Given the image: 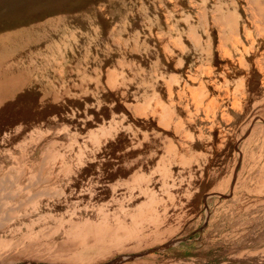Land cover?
<instances>
[{
  "label": "rangeland",
  "instance_id": "374dc122",
  "mask_svg": "<svg viewBox=\"0 0 264 264\" xmlns=\"http://www.w3.org/2000/svg\"><path fill=\"white\" fill-rule=\"evenodd\" d=\"M16 57L72 90L28 115L1 103L0 170L23 173L8 201L30 200L0 248L90 264L70 209L86 178L55 169L124 148L153 157L152 218L177 217L117 264H264V0H0V64Z\"/></svg>",
  "mask_w": 264,
  "mask_h": 264
},
{
  "label": "bare ground",
  "instance_id": "6f19581e",
  "mask_svg": "<svg viewBox=\"0 0 264 264\" xmlns=\"http://www.w3.org/2000/svg\"><path fill=\"white\" fill-rule=\"evenodd\" d=\"M18 58L19 57H16L13 60L0 64V107L1 103L10 106L13 102H16L17 105L20 104L18 110L21 116L25 113L28 115L34 111L43 110L49 107V105L57 103L59 101L57 95L61 97L64 93H69L72 90V86L69 87L67 82L63 83L61 89H58V92L53 83L45 86L40 82V77L37 82L38 70L34 68L33 64L25 63L24 57L19 60ZM45 92H49L50 94H46L45 99L40 100L39 98L43 96L42 93ZM81 96L82 95H80V97ZM4 115L6 114L4 113ZM106 150L107 149L102 150L99 155L100 159L97 163H92V161L90 164L86 165H60L55 169V173L57 174L56 177L61 176L60 178L65 181H69L68 177L70 176L82 179L86 178L84 188L79 192L77 191L79 198L72 203L70 209L78 211L76 212L77 214L84 211L86 214L85 216L88 217L87 219H89V217L91 218L90 220L86 219L87 221L82 219L83 222L78 221L83 223V228L80 227L81 225L75 227L76 230L79 228L80 231L85 229L91 230L90 232L94 231V234L91 235H88L87 231L84 233V237L88 239L86 249H89L95 255V258L87 261L91 262L90 264H117L121 262L129 257L133 250L139 249L146 244L143 239L139 238L141 237L139 234L145 231L152 232L158 226H172L177 217L171 218V216L167 217L164 216V214L160 215L157 211L158 216L156 217L158 219L156 220V217L152 218L151 210L140 202L145 195L143 190L147 189L149 179H151V175L149 174L150 163L153 157L148 151L147 153L143 151L132 153L123 148V151H118L116 155H113L109 151L105 152ZM134 154H136V157L131 158ZM7 167L2 168L3 171L2 169L0 170V227L12 220L8 215L9 213L14 211L16 214L18 211L15 210H21L26 204V201L30 200V198H27L28 200L22 201L20 197V200L17 198L15 203H9L8 199L10 197L15 199L20 196L19 194L21 192L15 193L16 195L10 193V189L13 190L14 186L8 184L6 180H9V178L6 177H10L12 173L20 169H12L13 172H11ZM51 171L54 172L52 168ZM136 171H142L145 175L143 177H138ZM19 172L21 173L22 171L20 170ZM19 172L17 171V177L20 174ZM35 173L32 174V177L34 175H37V177L39 176ZM21 174L23 175V173ZM41 191L42 193L45 192L44 190ZM70 191L73 192L71 188ZM30 197L32 198V196ZM152 199L153 197H150V200ZM7 215L9 220L6 217ZM153 219L155 220L153 221ZM159 230H157V232ZM35 250L32 248L19 247L17 245L2 247L0 248V264H58L35 253Z\"/></svg>",
  "mask_w": 264,
  "mask_h": 264
}]
</instances>
